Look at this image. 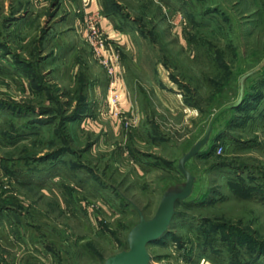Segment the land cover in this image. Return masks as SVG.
<instances>
[{
  "label": "rangeland",
  "instance_id": "374dc122",
  "mask_svg": "<svg viewBox=\"0 0 264 264\" xmlns=\"http://www.w3.org/2000/svg\"><path fill=\"white\" fill-rule=\"evenodd\" d=\"M57 2L0 0V197L22 214L0 264H104L185 186L201 139L142 264H264V0H102L138 116L121 136Z\"/></svg>",
  "mask_w": 264,
  "mask_h": 264
},
{
  "label": "built area",
  "instance_id": "2783aa9c",
  "mask_svg": "<svg viewBox=\"0 0 264 264\" xmlns=\"http://www.w3.org/2000/svg\"><path fill=\"white\" fill-rule=\"evenodd\" d=\"M81 25L94 58L107 74V96L100 114L117 121L122 131L133 127L136 125L138 116L133 110L124 109L122 105L124 71L119 47L109 43V36L102 24L100 12H84Z\"/></svg>",
  "mask_w": 264,
  "mask_h": 264
},
{
  "label": "crops",
  "instance_id": "0c3cea01",
  "mask_svg": "<svg viewBox=\"0 0 264 264\" xmlns=\"http://www.w3.org/2000/svg\"><path fill=\"white\" fill-rule=\"evenodd\" d=\"M57 3L60 6L61 5L63 7L65 6L66 10L71 11L69 13L67 11V16L64 19L56 16L58 19V22H62L63 24H68L66 26V30H67L66 32H68V31L70 32V30H72V31L76 30V31H79L80 33H82L84 35L83 30L81 29V27H82L81 22H82V18L84 16V12H89V13L100 12L102 14V24H103L104 28L106 29L108 36H109V43L111 45L118 46L119 48L125 44L126 39H125V36H124L122 30H120L116 26V24L113 21H111L110 18L107 17V15L104 13L102 0H58ZM76 4L78 6H80V8L82 9L83 14L81 15V17L75 13L76 12L75 11ZM19 11L21 12L22 9ZM16 17L17 18H15V20L16 19L25 20V19H27L28 14L27 15L22 14V15H19V17L18 16H16ZM55 54L56 53H53L47 58L54 59ZM105 95L107 96V84H106ZM183 102H184V106L187 107L186 109H189L191 104H189V102H187L186 100H184ZM122 105H123V108L126 110H130V109L132 110V108L134 107V103H133V100L131 97V93H130L129 88L127 87L125 80H124L123 89H122ZM88 119L89 118H87V117L81 118L79 122L84 123ZM110 123L112 124L115 135L121 136L122 130L119 129L118 122L111 119ZM143 143L144 142H141V144H143ZM190 173H192V172L190 171ZM13 211L14 210L10 209V206L5 204V202L0 197V241L1 242L4 240H7L9 243H11L12 242V231H11L12 230V222L15 221L17 223H21L20 215H22V214H20V213L15 214V213H13ZM261 261H262L261 263H264V258Z\"/></svg>",
  "mask_w": 264,
  "mask_h": 264
},
{
  "label": "water",
  "instance_id": "95a60500",
  "mask_svg": "<svg viewBox=\"0 0 264 264\" xmlns=\"http://www.w3.org/2000/svg\"><path fill=\"white\" fill-rule=\"evenodd\" d=\"M204 142L203 139L199 140L179 160V169L186 177L185 186L179 191L165 194L153 218L150 221L142 220L144 228L141 231L138 228H133L128 237V249L110 256L104 264H142L147 245L159 238L169 210L175 206L177 201L185 198L192 191L194 177L187 170L186 161L200 152L201 145Z\"/></svg>",
  "mask_w": 264,
  "mask_h": 264
}]
</instances>
